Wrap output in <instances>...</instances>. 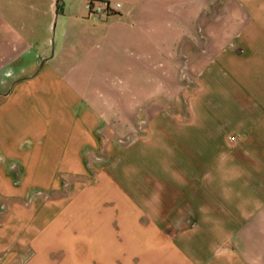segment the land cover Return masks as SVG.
<instances>
[{
	"label": "crops",
	"instance_id": "crops-1",
	"mask_svg": "<svg viewBox=\"0 0 264 264\" xmlns=\"http://www.w3.org/2000/svg\"><path fill=\"white\" fill-rule=\"evenodd\" d=\"M86 1L120 7L98 19ZM5 3L0 69L8 79H53L63 117L58 134L43 131L45 142L15 143L8 155V122L43 105L15 84L8 95L20 108L12 114L8 105L0 118V264H264V0H8V16ZM176 51L189 77L172 99L196 83L190 118L149 111L148 140L117 146L113 135L135 121L125 114L126 83L133 93L144 79L156 89L172 75ZM104 79H133L118 88L114 112L107 89L97 88ZM69 90L80 101L74 111ZM158 99L155 90L147 100ZM143 142L152 145L149 172L139 167ZM10 162L26 180H87L32 223L8 226Z\"/></svg>",
	"mask_w": 264,
	"mask_h": 264
},
{
	"label": "rangeland",
	"instance_id": "rangeland-1",
	"mask_svg": "<svg viewBox=\"0 0 264 264\" xmlns=\"http://www.w3.org/2000/svg\"><path fill=\"white\" fill-rule=\"evenodd\" d=\"M4 3L5 12L8 16V0H4ZM173 54L174 62H172V75H168L166 77V79H173L172 83L170 81H167L166 79H157L158 81L156 83V89H154L153 86L151 88L149 80L144 79L145 82H141V84L139 85L141 87V93H133L131 91L132 89L127 90V87H130V85H128L126 82H132L133 79H104L101 84L97 85V88L99 89H101V87L103 89H107L108 97L110 98L108 100L109 109L110 112H114V110L112 109L116 106V97L118 94L117 90L122 85V83H126V118L130 122H132L133 119L136 122L134 121V126L132 127V129H130L128 132H125L124 135L123 133H121L119 137H117V134L113 135V138L116 140L117 146L121 148H127L132 146V144L138 139L148 140L150 135V131L147 128L150 123L149 111L152 117V111H155L159 116L160 113L162 114L163 111L167 110L169 111L168 118H172L171 122L176 123L187 122L188 118H190L188 109L190 106L189 103L192 99L188 98L191 95L195 94V92L197 91V85L196 83L190 84L192 91L195 92L191 95H185V99L181 100V97H178V99L176 98L177 100L172 99L176 96L175 94L181 89L182 85L180 84V79H186L187 77H189L187 75V63L184 62V65H182V62L186 59L181 57V53L178 51L174 52ZM181 58H183L182 62L180 61ZM7 72L8 70L6 69H0V118L4 117L2 115H8V105L12 114H16L17 110L20 108L18 102L14 100L16 98L15 93H13V96L11 97V99L9 98L8 101V95L9 93H12L11 91L13 90L12 88L14 84L16 87L15 91L19 92L20 94L30 95L32 97L34 94L35 97H37L38 95L40 98L38 101L40 103H43L42 106L40 105V108H38L37 106L29 108V112H25L23 115L19 116L18 120L8 122L9 137L8 139H6V141L5 138L3 140L8 143V155H11L13 153L10 151V146L15 143L21 144L22 146L27 148L46 141V137L45 140L41 137V133H43V131H45V133L48 135L56 134V130L58 129L57 126L59 125V119H61L63 116L59 117L57 113V104L60 98L61 91L58 88V85L53 83V79H23L21 81V79H8ZM155 90L156 93H158V97H162L163 99H158L153 101L154 103H151L152 101L149 103V101L147 100L149 93L153 92L154 94ZM127 91H130L132 93H128ZM73 92V90H69V94L67 93V95H69L71 99H68V101L66 100L67 103H72V105L67 106V108L72 109L71 111H74L76 108L80 107L79 105H76L79 104L80 101L76 98L74 100L72 99L73 95L71 94ZM132 94L136 95V99L132 98ZM143 94L145 99L139 102L136 101L137 97L140 95L142 96ZM135 101L136 103L134 104ZM81 102H83V100ZM12 117L14 118L15 115H13ZM160 123L164 124L165 119H162ZM32 133H34V135H32ZM1 135L2 132H0V140H2ZM157 136L159 137V135ZM158 137L154 138L157 140V142H159ZM156 140L154 141L156 142ZM151 146L152 145L143 142L136 148L140 152L138 156L140 161L139 167L146 172H149L147 170L151 166L149 165V150ZM207 150L209 149H206V151ZM211 150L212 149L206 152V156H208L209 158L212 156ZM133 154H130V157H132ZM2 156L3 153H0V158ZM129 161L128 163H132L133 159ZM19 165L20 164L16 162L8 163V170L15 173V179L13 180V193H10L8 191L9 195L13 194L11 196L12 199H8V226L12 225L15 222L17 224L22 222L23 225L32 223L33 221H35V217L38 211H40L43 207H45V209L51 210L54 205L64 202V200L68 198L70 191H72L77 184L85 183L87 180L86 178L78 177L68 178V176H61L60 180L49 179L47 177V174L41 173H37L38 175L35 173V177L26 180L24 178V174L22 175V172L24 173L25 170L23 171L19 169ZM59 166V164H43V167L48 171H51L52 169L56 171L58 170ZM90 166L91 165L87 164L86 167ZM129 166L132 167L131 164L126 165V167ZM29 173L31 172L29 171ZM13 203L15 204L14 208L12 207V205H14ZM17 206H22L24 209H28V213H20V208H17ZM25 214H27V217H25ZM8 247H10V245H8ZM10 251L11 248L8 249V254L10 253Z\"/></svg>",
	"mask_w": 264,
	"mask_h": 264
},
{
	"label": "built area",
	"instance_id": "built-area-1",
	"mask_svg": "<svg viewBox=\"0 0 264 264\" xmlns=\"http://www.w3.org/2000/svg\"><path fill=\"white\" fill-rule=\"evenodd\" d=\"M119 4H115V6H111L106 1H86L85 8L88 13L98 19H106L110 16L115 9L119 8ZM229 140L234 141L235 136H230Z\"/></svg>",
	"mask_w": 264,
	"mask_h": 264
}]
</instances>
